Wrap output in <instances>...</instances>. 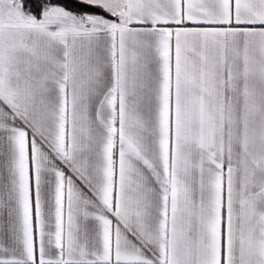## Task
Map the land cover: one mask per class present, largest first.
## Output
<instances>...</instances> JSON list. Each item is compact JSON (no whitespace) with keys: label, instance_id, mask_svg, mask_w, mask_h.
<instances>
[{"label":"snow or ice","instance_id":"obj_1","mask_svg":"<svg viewBox=\"0 0 264 264\" xmlns=\"http://www.w3.org/2000/svg\"><path fill=\"white\" fill-rule=\"evenodd\" d=\"M0 264H264V0H0Z\"/></svg>","mask_w":264,"mask_h":264}]
</instances>
